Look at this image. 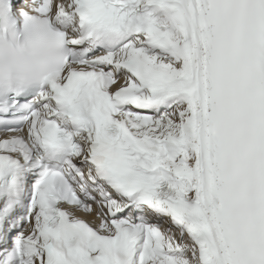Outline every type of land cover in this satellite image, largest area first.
I'll use <instances>...</instances> for the list:
<instances>
[{"label": "snow or ice", "instance_id": "snow-or-ice-1", "mask_svg": "<svg viewBox=\"0 0 264 264\" xmlns=\"http://www.w3.org/2000/svg\"><path fill=\"white\" fill-rule=\"evenodd\" d=\"M0 264H264V0H0Z\"/></svg>", "mask_w": 264, "mask_h": 264}]
</instances>
